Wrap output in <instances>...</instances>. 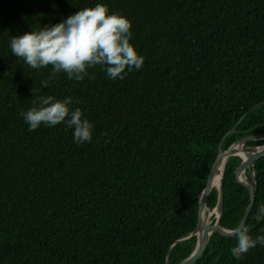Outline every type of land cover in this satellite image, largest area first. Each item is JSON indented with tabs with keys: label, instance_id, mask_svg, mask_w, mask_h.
<instances>
[{
	"label": "trees",
	"instance_id": "trees-1",
	"mask_svg": "<svg viewBox=\"0 0 264 264\" xmlns=\"http://www.w3.org/2000/svg\"><path fill=\"white\" fill-rule=\"evenodd\" d=\"M98 3L132 22L130 42L144 58L123 80L101 65L80 81L53 76L51 66L32 69L13 56V36ZM42 96L72 97L92 140L77 144L63 122L29 131L19 113ZM237 124L223 150L264 135V0H0V264L181 263L196 248L197 238H186L219 145ZM241 163L232 156L223 171L227 230L250 204L237 182ZM255 173L246 224L254 239L264 235L255 218L264 158ZM218 198L214 188L211 210ZM236 245L213 233L197 264H264V246L237 259Z\"/></svg>",
	"mask_w": 264,
	"mask_h": 264
},
{
	"label": "clouds",
	"instance_id": "clouds-1",
	"mask_svg": "<svg viewBox=\"0 0 264 264\" xmlns=\"http://www.w3.org/2000/svg\"><path fill=\"white\" fill-rule=\"evenodd\" d=\"M132 27L127 17L120 13L109 14L108 6L98 3L77 11L61 23L13 36L10 47L13 56L32 69L51 66L53 76L64 72L69 79L80 81L88 75V68L101 65L111 79L123 80L126 69L139 70L144 63V58L130 42ZM42 83L44 87L48 86L47 81ZM72 103V97L57 100L53 96H42L38 107L33 100L34 106L19 114L29 125V131L42 124L56 126L63 122L66 127L74 128L77 144L90 142L93 125L82 119L83 113L79 108L70 110ZM255 218L258 222L264 219V205L260 206ZM230 235L237 240V245L231 249L232 256L237 259L257 244L264 246V235L254 239L243 223L233 228Z\"/></svg>",
	"mask_w": 264,
	"mask_h": 264
},
{
	"label": "water",
	"instance_id": "water-1",
	"mask_svg": "<svg viewBox=\"0 0 264 264\" xmlns=\"http://www.w3.org/2000/svg\"><path fill=\"white\" fill-rule=\"evenodd\" d=\"M241 121H242V119L238 122V124ZM238 124L235 126V128L232 131L228 132L227 135L221 141V143L219 145L218 157H217V159H216V161H215V163L211 169V172H210L208 180H207V184H206L202 194L200 195L198 224H197L195 231L188 238H186V239H190L192 237H196L197 238L196 248L189 258L185 259L184 261H182L179 264H197L199 262V260L201 259V257L203 256L213 233H219L220 235L227 237V238L234 237V236L230 235L231 230L224 229L220 225L221 217L223 214L224 195H223V188H222V180H221L220 187H214V180H215L217 170H218L221 162L223 160L227 161L232 156H239L241 158L242 152L246 153L247 156H249V158H247V159L241 158L242 163L237 168L236 175H237V182L239 184H241L242 186L246 187L247 190L250 192V204H249L248 208L246 209V212H245V214H244V216L240 222V224L241 223H243L245 225L247 224V221L249 219V216L251 214L252 208H253L254 203H255L256 191H257V176L255 173V166H256V163L260 159L264 158V145H262L258 149V151L255 153L247 152L249 150L246 147V145L249 142L263 141L264 135H253V136H249L247 138H243V139L235 142L228 149L223 150L222 147H223V143H224L225 139L227 138V136L229 134H231L236 129ZM237 149H239V150L236 151ZM225 164H226V162H225ZM248 170H251L253 172V177L251 180H249L246 176V172ZM241 175H242V177L240 179ZM243 175H245V178L243 177ZM222 179H223V173H222ZM214 188L218 191L219 198H218L217 206L213 210H211L208 207L207 203H208V198H209V196H210V194ZM206 210H209L210 212L216 213L218 215L217 219L215 220V223L212 225H207L204 222V216H205Z\"/></svg>",
	"mask_w": 264,
	"mask_h": 264
},
{
	"label": "bare ground",
	"instance_id": "bare-ground-1",
	"mask_svg": "<svg viewBox=\"0 0 264 264\" xmlns=\"http://www.w3.org/2000/svg\"><path fill=\"white\" fill-rule=\"evenodd\" d=\"M260 148V146L259 147H257V149H255V150H252V151H247V152H252V153H255V152H257L258 151V149ZM239 149H237L236 151H238ZM241 158L242 159H247V158H249V156H247V154L246 153H241ZM225 162L226 161H222L221 162V164H220V166H219V168H218V170H217V174H216V177H215V180H214V187H220V184H221V180H222V173H223V170H224V167H225ZM241 174V173H240ZM252 174H253V172H252ZM241 177H242V175L240 176V179H241ZM217 214L216 213H213V212H210L209 210H206V212H205V216H204V222H205V224H207V225H210V219L211 218H216L217 219Z\"/></svg>",
	"mask_w": 264,
	"mask_h": 264
},
{
	"label": "rangeland",
	"instance_id": "rangeland-1",
	"mask_svg": "<svg viewBox=\"0 0 264 264\" xmlns=\"http://www.w3.org/2000/svg\"><path fill=\"white\" fill-rule=\"evenodd\" d=\"M257 147H259V146H257ZM257 147H254V148H252V149H248L249 151H252V150H255V149H257ZM261 147V146H260ZM249 176L250 177H253V174H252V171H251V173L249 174ZM243 177L245 178V175H243ZM214 219L216 220V218L214 217V218H211L209 221H210V225H212V223L214 222Z\"/></svg>",
	"mask_w": 264,
	"mask_h": 264
}]
</instances>
